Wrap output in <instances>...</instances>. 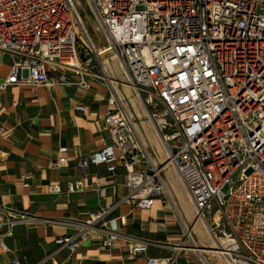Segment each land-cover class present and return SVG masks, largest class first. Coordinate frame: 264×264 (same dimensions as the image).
<instances>
[{
	"label": "built area",
	"instance_id": "1",
	"mask_svg": "<svg viewBox=\"0 0 264 264\" xmlns=\"http://www.w3.org/2000/svg\"><path fill=\"white\" fill-rule=\"evenodd\" d=\"M86 1L106 34L103 48L95 46L75 0H0V54L13 58L0 91L20 83L53 85L52 66L63 69L61 82L70 80L71 70L88 87L89 64L109 77L100 55L112 49L166 158L157 161L129 101L111 82L115 107L104 117L111 145L81 163H106L113 173L125 168L126 202L146 209L160 198L177 212L183 240L172 244L174 253L149 257L146 264H180L181 252L188 262L197 254L201 264H215L210 256L226 264H264V0ZM67 152L59 148L53 167L68 165ZM167 168L185 186L208 243L183 221L167 189ZM85 186L79 179L67 190ZM47 187L64 190L59 183ZM110 211L102 206L68 220L75 230L57 237L58 249L77 251L99 232L104 246L113 245L118 232L109 226ZM25 218L23 211L0 206V249L8 248L3 238ZM145 249L138 244L130 251Z\"/></svg>",
	"mask_w": 264,
	"mask_h": 264
},
{
	"label": "crops",
	"instance_id": "2",
	"mask_svg": "<svg viewBox=\"0 0 264 264\" xmlns=\"http://www.w3.org/2000/svg\"><path fill=\"white\" fill-rule=\"evenodd\" d=\"M12 63V57L0 54V82L10 73ZM104 63L109 77L100 66L92 65L88 87H81L79 76L71 70H66L68 76L73 75L70 80L61 82L63 69L52 66L48 75L55 81L53 85L20 83L0 91V129L6 130L0 133V206L26 213L13 228V235L3 238L8 248L0 249V264L14 259L21 264H146L149 257L174 253L172 244L183 240V224L169 204L159 198L151 208L143 209L125 201L130 193L125 168L113 173L106 163H81L111 145L104 121L115 107L109 102L111 82L129 101L137 129L157 161L166 158L127 71L115 57ZM80 105L83 111L76 108ZM62 146L68 147L69 163L59 169L53 162ZM27 174L32 175L30 180L25 179ZM173 174L181 187L170 186L168 176ZM165 178L183 221L201 232L199 242L205 244L208 236L199 218L195 220L196 211L177 204L176 196L193 207L178 174L169 168ZM79 179L86 185L83 190L69 192L67 183ZM51 183L61 184L63 192L50 193L47 186ZM102 206L111 208L109 226L118 232L113 245L104 246L105 236L99 232L83 241L77 251L59 250L57 237L75 230L68 220L84 219L89 211ZM138 244L146 245V249L133 254L130 250ZM179 258L180 264H201L195 253H191L189 262L182 252ZM213 262L225 264L219 256Z\"/></svg>",
	"mask_w": 264,
	"mask_h": 264
},
{
	"label": "rangeland",
	"instance_id": "3",
	"mask_svg": "<svg viewBox=\"0 0 264 264\" xmlns=\"http://www.w3.org/2000/svg\"><path fill=\"white\" fill-rule=\"evenodd\" d=\"M75 2L77 4V6H78L79 12H81L82 17H83V19L85 21L86 29L89 32V35L91 36L92 40H94L93 42H94L95 46L97 48H101V47L106 46L108 44V41H107V38H106V34H105L103 28L101 27V25L99 24L98 19H97L95 13L93 12L94 10H92V8L89 6V4H88V2L86 0H75ZM88 68H89L88 69L89 72L92 71L90 69V68H92V65H89ZM137 107L140 110L142 109L140 103H138ZM167 170H169V168ZM168 178H169L168 181H169V184H170L171 187H172V185L176 186L177 188L181 187V183L179 182V180H178V178H177V176L175 174H173L172 176H168ZM176 198L178 200V201L176 200L178 206H182L183 207V205H184L186 208L190 209V211L195 212L196 209H194L191 206L189 207L190 204L186 203L183 198L180 199L177 196H176ZM181 200H182V202H181ZM190 225L191 224L189 223V226ZM192 227L194 228V225ZM179 230H180V228H179ZM194 235H195L196 239H198V241H199L200 240L199 237H201V232L195 231ZM206 238H207V236H206ZM209 259L212 262L215 260V258H213L212 256H210Z\"/></svg>",
	"mask_w": 264,
	"mask_h": 264
},
{
	"label": "water",
	"instance_id": "4",
	"mask_svg": "<svg viewBox=\"0 0 264 264\" xmlns=\"http://www.w3.org/2000/svg\"><path fill=\"white\" fill-rule=\"evenodd\" d=\"M100 57H101V59H102L103 61H105V60H107V59H109V58L114 57V52H113L112 49L105 50V51H103V52L101 53Z\"/></svg>",
	"mask_w": 264,
	"mask_h": 264
},
{
	"label": "bare ground",
	"instance_id": "5",
	"mask_svg": "<svg viewBox=\"0 0 264 264\" xmlns=\"http://www.w3.org/2000/svg\"><path fill=\"white\" fill-rule=\"evenodd\" d=\"M196 219L198 220V215H197V214H195V220H196ZM193 221H194V220H193ZM196 223H197V222H196Z\"/></svg>",
	"mask_w": 264,
	"mask_h": 264
}]
</instances>
